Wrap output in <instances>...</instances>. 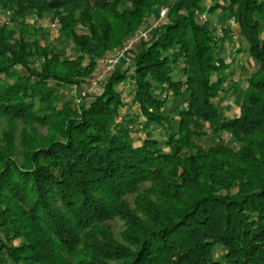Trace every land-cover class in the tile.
<instances>
[{"label": "trees", "instance_id": "obj_1", "mask_svg": "<svg viewBox=\"0 0 264 264\" xmlns=\"http://www.w3.org/2000/svg\"><path fill=\"white\" fill-rule=\"evenodd\" d=\"M205 2L169 3L131 67L77 105L61 92L165 0H0V116L48 130L18 158L0 146V264H264V0ZM216 10L223 38L201 20ZM230 33L253 63L234 115Z\"/></svg>", "mask_w": 264, "mask_h": 264}, {"label": "rangeland", "instance_id": "obj_2", "mask_svg": "<svg viewBox=\"0 0 264 264\" xmlns=\"http://www.w3.org/2000/svg\"><path fill=\"white\" fill-rule=\"evenodd\" d=\"M210 2L211 0H206L205 3L209 4ZM168 3H169V0H165V3L162 6L158 7L157 12L153 15V17L149 18L147 22L143 21L142 24H140V26L133 33H131L129 36H127L124 39L123 43L126 42L128 39H130L133 35H135L139 31L148 30L149 27L154 23V20L156 21L158 13L161 10V8L164 6H167ZM6 17H7V14L2 13L0 9V24L3 23V21H5ZM228 19H229V16L227 15V13L220 11V10H216L213 14L205 15V20L209 21L212 29H215V28L220 29V32H217V35L219 38H223V35H224L223 31L221 30L222 23L227 22ZM38 24L52 31L54 29L52 28L53 27L52 25H56V22H52L49 17H45V18L39 19ZM232 27H233V23H232ZM115 29L116 30L113 36L115 37L114 39H116L117 41L119 39V36L117 33L118 28L115 27ZM263 32H264V26H263ZM54 39H55V42L58 44L59 49L62 51V53L66 57L70 53L73 47L71 45L64 46L61 43V39L58 37L57 34H55ZM225 44H226L225 46L226 50L223 51V55L226 57L227 60H230V67L232 68L234 67L233 69L235 70V74L233 75L232 80L229 79L227 81V84L225 86L227 91L226 93L224 92L223 96H221L224 99L221 104H222L223 109H225L224 110L225 113L230 115L233 113L235 114L238 111V108H237L238 100L237 99H239V95H240L238 87L243 86V82H242L243 78L246 77V75H248L249 72L253 70V63H250L248 60H246L247 58H246L245 50L237 52V49L239 48V42H238V38L235 37L234 34L232 33L228 34V36L225 38ZM119 47L113 48L111 51ZM36 64L37 62L35 61L34 64H32V66ZM119 66L122 69L125 68L123 64H120ZM96 67L98 66L96 65ZM96 74L97 73L95 72V75ZM95 75L90 78H86L85 83H87L90 79L94 78ZM109 76H111V74L107 76L103 85L107 82V80L109 79ZM131 84L132 83L126 84L123 86V89L124 91H126V93L130 91ZM83 90L84 89H80V85H73L71 88H68V87L65 88L64 89L65 92H61V97L62 98H72V100H74L76 103L79 99L80 100L82 99L80 96ZM88 97L89 96H85L83 100L84 99L86 100ZM47 134H48V130L45 127H41L37 125L26 126L25 124H23L22 122H19L18 120H9L6 117L0 116V146L3 147L6 144L5 141L9 139V144L12 145L13 151L15 152L14 157L16 158H18L20 154H22V150H23L22 147L26 145L25 144L26 139H27V142L35 140V141L43 143L42 141L47 136ZM54 137L55 135H52V138ZM230 143H231V140H229V142H227L226 144H230ZM203 144L207 146L209 143L203 142ZM134 198H135V195H129L126 200L128 204L130 205L131 210L134 209V205L132 204ZM106 224H107V227H109L112 230V235L114 239L118 243L124 245L125 242L121 240V234L125 231L124 221H122L120 218H113L107 221Z\"/></svg>", "mask_w": 264, "mask_h": 264}, {"label": "built area", "instance_id": "obj_3", "mask_svg": "<svg viewBox=\"0 0 264 264\" xmlns=\"http://www.w3.org/2000/svg\"><path fill=\"white\" fill-rule=\"evenodd\" d=\"M173 0H169L171 3ZM168 3V4H169ZM168 12V5L161 8L158 13L156 21L149 27L146 31H139L135 35H133L130 39L123 43V45L107 55L101 57L97 61V66L99 71L95 75L94 78L90 79L87 83H85L84 89L81 92V98H85V96L95 95L97 94L100 87L103 85L105 79L108 75H110L120 64H123L125 68H130L132 64V60L130 57L131 51L139 45L141 42H146L149 39L150 32L155 28L161 26L164 22L166 14ZM201 20L205 21V16H201ZM232 23V22H231ZM54 28L55 25H52ZM220 32V29L217 30ZM220 34V33H218ZM80 99L76 102L79 104Z\"/></svg>", "mask_w": 264, "mask_h": 264}]
</instances>
